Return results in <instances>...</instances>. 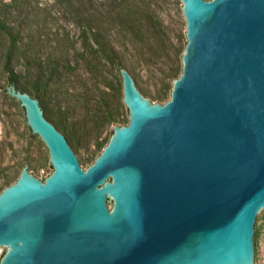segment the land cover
I'll return each mask as SVG.
<instances>
[{"label": "water", "instance_id": "obj_1", "mask_svg": "<svg viewBox=\"0 0 264 264\" xmlns=\"http://www.w3.org/2000/svg\"><path fill=\"white\" fill-rule=\"evenodd\" d=\"M182 73L152 104L121 69L129 124L87 169L10 84L53 173L0 194V264H256L264 213V0H181Z\"/></svg>", "mask_w": 264, "mask_h": 264}, {"label": "rangeland", "instance_id": "obj_2", "mask_svg": "<svg viewBox=\"0 0 264 264\" xmlns=\"http://www.w3.org/2000/svg\"><path fill=\"white\" fill-rule=\"evenodd\" d=\"M31 4L39 9L40 19L50 22L48 30L36 33L33 41L24 31L11 64L7 62L9 40L0 33V194L18 181L25 167L42 181L54 171L49 148L31 133L24 108L7 91L12 77L33 98L40 72L66 83L63 89L72 94L71 102L63 101L56 91L49 93L51 99L38 100L88 169L108 145L114 127L127 126L130 121L121 69L129 71L152 104L161 105L171 99L174 80L183 69L187 22L181 0H140L135 17L141 31L139 43L131 33L122 40L121 35L109 32L111 46L117 51L114 63L103 61L101 32L95 24L82 22L85 14L75 17L56 0H33ZM22 64L30 68L21 70ZM256 264H264V213Z\"/></svg>", "mask_w": 264, "mask_h": 264}, {"label": "trees", "instance_id": "obj_3", "mask_svg": "<svg viewBox=\"0 0 264 264\" xmlns=\"http://www.w3.org/2000/svg\"><path fill=\"white\" fill-rule=\"evenodd\" d=\"M33 0H0V33L5 35L9 40V49L7 62L12 63L14 55L20 49L23 43L22 34L26 31L29 39L33 41V37L41 30H48L50 23L46 19H40L39 9L32 6ZM59 4L66 6L71 14L80 18V14H85L82 22L86 21L87 26L95 24L100 30L99 38L102 39V59L107 63H114L116 49L111 46V36L109 32L114 31L117 35H121L122 40L130 34L132 39L135 38L139 43L141 38L140 27L137 15V3L140 0H56ZM100 6L97 8L98 5ZM76 4L80 7L77 8ZM77 8V9H76ZM49 13L48 9H45ZM25 16V18H23ZM73 17L75 23H80L77 18ZM77 20V21H76ZM129 32H128V31ZM100 63V62H99ZM93 67L96 66L94 61H91ZM21 70H28L30 66L21 65ZM179 78V77H178ZM177 79V78H176ZM10 84L18 87L17 81L12 77ZM59 78L53 75L45 76L40 72L34 86L35 98H43V100L51 99L49 93L56 91L59 97L65 102H71L72 94L68 90H64V85ZM57 88V89H55Z\"/></svg>", "mask_w": 264, "mask_h": 264}]
</instances>
